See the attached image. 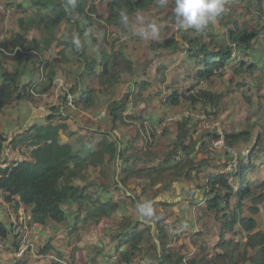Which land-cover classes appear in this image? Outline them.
<instances>
[{
    "label": "trees",
    "instance_id": "1",
    "mask_svg": "<svg viewBox=\"0 0 264 264\" xmlns=\"http://www.w3.org/2000/svg\"><path fill=\"white\" fill-rule=\"evenodd\" d=\"M229 1L223 0L226 16L218 17L223 31L229 27L225 35L213 24L203 31L176 28L174 0H168L164 7L159 6L158 0L10 3L14 8L28 6L32 14L18 19L16 35L0 39V115L27 100L35 102L37 96L51 94L62 76L67 78L69 88L61 91L60 104L52 107L49 115L10 142L0 131L2 198L12 203L16 211L19 198L30 209L31 222L42 227L66 221L68 205L77 204L80 214L89 200L93 211L88 218L99 223L104 218L111 219L125 203L92 199L75 180L86 174L90 161H114L118 171L115 183L120 184L118 188L131 201L126 216L134 212L136 216L131 215L130 224L112 235L116 239L113 255L105 262L93 258L95 264H264V230H256L258 221L254 217L259 213L257 204L264 201V179H256L254 174L260 165L256 155L264 154V125L249 119L247 127L224 133L226 146L240 151L237 157L225 152L228 161L223 168L237 158L233 171L208 172L213 158L204 154L211 143L221 138L215 126L208 131L201 129L205 122L218 119L224 102V92L210 86L223 77L222 69L229 68L230 81H236L238 88L245 87L248 84L245 76L256 73L258 65L252 57L239 61L236 55H250L248 51L255 48L256 41L264 39V0H252L247 5L246 13L254 8L253 25H241L233 19V12H238L240 6L236 0ZM101 3H107V13L101 10ZM153 6L164 14L165 35L144 45V39L131 32L130 19ZM122 10L128 16L127 24L121 20ZM33 30L50 35L65 46L62 58L52 60L42 82L34 81L43 64L38 54L44 50L41 40L31 36ZM76 40L79 46L74 43ZM131 48L137 52L141 49L144 54L135 60L129 54ZM167 52L184 54V77L194 83L179 87L175 82L168 83L170 64L162 61ZM73 62L78 72L69 69L75 65ZM10 63L11 68H7ZM149 90L150 97L168 108H190L187 110L203 116H181L174 121L177 126L174 132L166 125L161 137L171 136L165 149L158 147L157 126L147 130L145 109L138 110ZM70 97L77 111L91 114L90 123L77 131L70 130L67 123L70 118L61 112L62 106H69ZM131 124H136V128L124 144L125 134L120 135L119 130ZM60 130L67 132L68 141H61ZM8 147L18 151L23 159L12 162L10 158L3 159ZM72 163L74 168L70 167ZM231 175L237 180L236 188L229 183ZM202 179L206 181L198 187L203 200L195 203L197 213L214 219L219 239L213 248L206 242L199 244L193 256L185 261L182 245L173 241L168 228L173 214L160 209L169 210L170 202L158 197L175 182ZM132 180L136 181V187L131 186ZM159 183L161 186L155 189ZM76 226L74 223L73 230ZM13 229L14 224L0 220V240L13 242L19 250ZM238 235L240 239L235 240ZM35 250L47 255L53 254L54 247L50 243ZM31 256L28 249L24 258L16 259V264H30ZM57 256L52 264H59L64 258L58 251Z\"/></svg>",
    "mask_w": 264,
    "mask_h": 264
},
{
    "label": "rangeland",
    "instance_id": "2",
    "mask_svg": "<svg viewBox=\"0 0 264 264\" xmlns=\"http://www.w3.org/2000/svg\"><path fill=\"white\" fill-rule=\"evenodd\" d=\"M21 4L26 0H0V39H9L16 35L19 31L18 19L22 16L30 17L32 14L31 9L28 6L24 8H14L9 5L12 2ZM238 6H240L238 12H233V19L240 21L241 25H253L255 20H252V16L255 14L254 8L251 7L250 12L246 13L248 3L252 0H236ZM235 2L230 0L229 3ZM101 10L107 13V3L100 4ZM226 10V9H224ZM145 24L155 22L157 24L163 23L164 14L158 11V8L153 6L148 8L144 13L140 14ZM224 12L221 13V17H225ZM222 22L217 19L215 23H212L221 35H225L229 27L223 31ZM139 24L137 16L130 19L131 32L135 34V30ZM177 28V27H176ZM32 37H37L41 40L42 50L38 54L42 58L43 64L41 70L38 72L35 82H42L43 75L46 74L52 67V60L62 58V51L64 45L58 40L52 38L50 35H42L38 30L31 32ZM263 34V31H262ZM136 35V34H135ZM160 35H165L164 30H161ZM159 35V37H160ZM60 36V34H59ZM138 39H141L136 35ZM181 40V37L178 36ZM159 39V38H158ZM155 39L153 41H156ZM151 39L145 40L144 45H147ZM92 50L89 49V54ZM250 55L240 54L236 55L239 61L247 60L248 57H252L254 62L258 65V70L254 74H248L245 76V87L238 88L236 81L233 83L230 81L232 71L229 68L222 69L223 77H219L211 85L212 89L216 91L224 92V102L222 110L218 119H213L212 122H205V127L201 129L209 130L212 127L218 128V132L221 138L211 143L208 150L204 153L208 157H212V166L207 169L208 172L216 171L218 173H227L233 171L237 165V158H234L230 162L229 167L223 168L224 164L228 161L225 152L233 154L235 157L239 155L240 151L233 148H228L224 142V133L230 130L242 129L248 126V120L251 119L255 123L264 125V39H258L255 43V48L248 51ZM129 54L133 55L135 60L144 54V51L139 49L138 52L134 49L129 50ZM163 63L170 64V68L167 72L168 83H176V86H190L191 80H186L184 77V54L182 52H167L166 56L162 58ZM75 64V62H73ZM159 62H157L158 64ZM12 63L6 64L7 68H11ZM69 68V67H68ZM72 71L78 72L77 65H73L69 68ZM74 72V73H75ZM67 78L62 76L57 79V85L53 92L49 95L37 96L35 102L25 101L17 108H9L2 115H0V131H2L8 138V141L17 134L21 133L24 129H29L35 123L42 121L52 111L51 108L60 104L61 91H67L69 86L67 85ZM202 86H207V83H202ZM166 92V89H163ZM144 94L145 100H143L138 107V110L145 109L144 116L146 117L147 130L155 128L157 126L156 133L160 135L158 140V147L165 149L170 140L168 135L161 137L164 127L170 126L172 132L177 128L174 121L181 118V116L192 115L195 118H203L198 112L193 110H187L190 108H168L159 100L150 97V92ZM71 99V97L69 98ZM69 106H62L61 112L63 115H67L70 119L68 125L70 130L77 131V129L84 127L85 124H89L91 118L90 113L84 111L79 112L73 106V101H69ZM104 115V110L101 113V117ZM76 124V126L74 125ZM80 123H84L81 124ZM160 124V125H159ZM136 128V124L124 125L119 130L120 135L125 134L124 144L127 143L128 137H132L133 131ZM205 131V132H207ZM129 137V138H130ZM60 139L62 142L68 141L69 137L67 132L60 130ZM6 143V145L9 144ZM244 151V149H242ZM206 157V156H205ZM10 158V162L14 160H21L23 156L18 151H13L10 147L5 149L3 153V159ZM198 158H200L198 156ZM260 165L257 167L256 179H264V154L263 152L256 155ZM89 168L86 174L75 180L77 185H80L85 189L86 193L90 194L92 199L101 198L102 200L118 201L121 204L125 203V207H122L109 218H104L101 222L97 223L95 220L89 219L88 215L93 211L91 201H86L80 214L77 213L78 205H68L67 219L60 225L50 224L49 226L42 227L38 224L31 222L30 209L25 206H21L20 199L17 207L12 208V203H9L0 195V220L7 224H14L19 217L24 219V232L25 237L19 239V247L17 250L14 247L13 242H7L0 240V264H16V259L24 258L28 249L32 259L30 264H52L55 259H58L57 251L64 255L63 259H59V264H95L92 260L97 258L100 262H105L106 259L111 257L114 253L116 239L112 236L117 231H120L127 227L130 223V216H136V213L126 216L128 207L130 206V199L124 197L125 193L122 188H118L120 184L115 183V172L117 166L114 161L111 163L101 160L99 163L89 162ZM70 167L74 168L72 163ZM205 169V170H206ZM118 172V171H117ZM252 174V173H251ZM249 177V174H248ZM118 181V180H117ZM206 180L202 179L201 182L194 180L190 183H186L183 180L173 183L172 188L169 191H161L159 199L170 202V209L166 210L163 207L160 209L167 213V211L173 214V219L169 222L168 228L170 235L174 242L182 245V253L186 255L185 261L198 249L199 244L206 242L211 248L214 247L216 241L219 239L218 225L215 224L214 219L209 215L200 213L198 216L197 207L195 203L203 200V192L198 188L199 184L202 185ZM229 183L233 187H237L236 178L234 175L229 176ZM131 186H137L136 181L132 180ZM161 183L155 186V189L159 188ZM264 194V187H262ZM127 194L130 195L129 192ZM149 197L150 194H146ZM249 200L246 202L248 204ZM259 213L254 215L258 221L257 231L264 230V201L257 204ZM196 208V209H195ZM161 211V212H162ZM74 223H77L76 229L73 230ZM16 230L19 232L21 227L18 225ZM14 234V229H13ZM231 237V236H228ZM242 238V237H241ZM10 239H12L10 237ZM240 237L235 236V240H239ZM52 243L54 250L53 254H42L35 249L43 247ZM35 247V248H34ZM34 248V251H33ZM216 252V250H212ZM187 263V262H186Z\"/></svg>",
    "mask_w": 264,
    "mask_h": 264
},
{
    "label": "clouds",
    "instance_id": "3",
    "mask_svg": "<svg viewBox=\"0 0 264 264\" xmlns=\"http://www.w3.org/2000/svg\"><path fill=\"white\" fill-rule=\"evenodd\" d=\"M168 0H158L161 7L166 6ZM224 9L223 0H174L172 9L175 25L178 29H192L203 31L210 24L215 23ZM121 20L127 24L128 16L124 10L120 12ZM139 24L135 34L145 40L159 38L163 23L150 22L145 24L143 18L138 14ZM74 43L79 46V41Z\"/></svg>",
    "mask_w": 264,
    "mask_h": 264
},
{
    "label": "built area",
    "instance_id": "4",
    "mask_svg": "<svg viewBox=\"0 0 264 264\" xmlns=\"http://www.w3.org/2000/svg\"><path fill=\"white\" fill-rule=\"evenodd\" d=\"M70 100H72V99H69V101ZM3 166H6V165H3ZM20 204H21V206H23L25 208V205H24V203L22 201H20ZM18 225L21 227V230L19 232L16 230ZM23 227H24V219L19 217V219H17L16 222H14V233L18 237V240L19 239L21 240V239H23L25 237V232H24ZM33 251H34V249H33Z\"/></svg>",
    "mask_w": 264,
    "mask_h": 264
},
{
    "label": "crops",
    "instance_id": "5",
    "mask_svg": "<svg viewBox=\"0 0 264 264\" xmlns=\"http://www.w3.org/2000/svg\"><path fill=\"white\" fill-rule=\"evenodd\" d=\"M36 76H37V75H36ZM36 78H37V77H35V79H36ZM35 79H34V80H35Z\"/></svg>",
    "mask_w": 264,
    "mask_h": 264
}]
</instances>
